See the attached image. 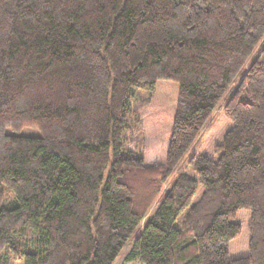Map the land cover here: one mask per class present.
<instances>
[{
	"label": "trees",
	"instance_id": "trees-1",
	"mask_svg": "<svg viewBox=\"0 0 264 264\" xmlns=\"http://www.w3.org/2000/svg\"><path fill=\"white\" fill-rule=\"evenodd\" d=\"M218 107L219 158L164 188ZM132 241L141 264H264V0H0V264H115Z\"/></svg>",
	"mask_w": 264,
	"mask_h": 264
},
{
	"label": "rangeland",
	"instance_id": "rangeland-1",
	"mask_svg": "<svg viewBox=\"0 0 264 264\" xmlns=\"http://www.w3.org/2000/svg\"><path fill=\"white\" fill-rule=\"evenodd\" d=\"M149 96L148 93H145L143 91H137L133 99L131 100V108L132 110L139 108V106L142 104V102L147 99ZM234 122L230 120L224 112L223 108L218 107L214 114L212 115L210 121L206 125V127L203 129L202 133L200 134V137L192 147V149L187 153L186 157L182 160L180 165L175 169L172 176L168 179L166 185L164 188H169L171 184L175 181V179L180 174H188L194 178H196V173L192 166L189 163V160L194 155H201L205 154L210 156L213 159H218L220 156V152L217 149L218 146L223 144L224 137L226 134L231 131L234 128ZM11 133V132H10ZM16 135L24 136V137H40L41 133L36 128H26L23 129L20 133H17ZM127 146L130 150L135 151L137 153H140L145 158L146 164L151 165L150 163V142L147 137L144 135H141L138 130L132 131L131 133L127 134ZM166 191V189H164ZM203 192V186L198 183L197 186V194L194 197L193 202H196L199 200ZM13 197H8V204L13 203ZM157 204L154 205V207L150 210L149 214L144 218V220L141 222V226H144L145 221L148 217H151L152 212L155 210ZM251 213L246 210H242L238 213L235 222L238 223L242 228L241 235L233 240L229 245V253L230 257L232 259L236 258H242L247 257L249 255V240H250V234H249V222H250ZM33 236H27V237H20L17 239L16 246L21 250L25 249V245L32 244L31 240L33 239ZM192 241V238H190L189 242ZM27 243V244H26ZM133 248V241L130 242L121 253L118 260L115 262V264H141L138 259L130 261L129 256L132 252ZM1 264H23V262L16 257H14L12 254L7 253L5 254L1 259Z\"/></svg>",
	"mask_w": 264,
	"mask_h": 264
}]
</instances>
